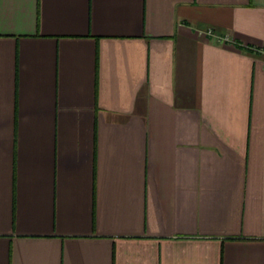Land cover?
Returning a JSON list of instances; mask_svg holds the SVG:
<instances>
[{
	"label": "crops",
	"instance_id": "1",
	"mask_svg": "<svg viewBox=\"0 0 264 264\" xmlns=\"http://www.w3.org/2000/svg\"><path fill=\"white\" fill-rule=\"evenodd\" d=\"M0 264H264V0H0Z\"/></svg>",
	"mask_w": 264,
	"mask_h": 264
},
{
	"label": "built area",
	"instance_id": "2",
	"mask_svg": "<svg viewBox=\"0 0 264 264\" xmlns=\"http://www.w3.org/2000/svg\"><path fill=\"white\" fill-rule=\"evenodd\" d=\"M226 40V39H225Z\"/></svg>",
	"mask_w": 264,
	"mask_h": 264
}]
</instances>
